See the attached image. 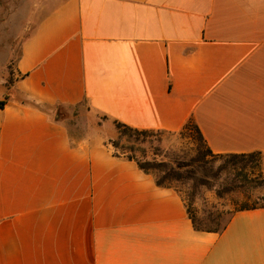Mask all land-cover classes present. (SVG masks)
Returning <instances> with one entry per match:
<instances>
[{"label": "crops", "instance_id": "obj_1", "mask_svg": "<svg viewBox=\"0 0 264 264\" xmlns=\"http://www.w3.org/2000/svg\"><path fill=\"white\" fill-rule=\"evenodd\" d=\"M0 91V264H264V207L197 229L114 121L260 152L264 0H53ZM86 103L76 118L59 109ZM101 114L103 118H101Z\"/></svg>", "mask_w": 264, "mask_h": 264}, {"label": "rangeland", "instance_id": "obj_2", "mask_svg": "<svg viewBox=\"0 0 264 264\" xmlns=\"http://www.w3.org/2000/svg\"><path fill=\"white\" fill-rule=\"evenodd\" d=\"M52 1L0 0V91L10 88L19 77L16 63L22 43ZM88 110L84 102L69 110L59 109L58 113L61 117L69 116L70 129L72 133L78 134L80 130L75 125L76 120L82 114H88ZM149 138L151 142L146 141L141 145L146 148L145 155L149 158L156 156L170 162L190 160L199 151L196 132L190 129L183 128L179 132L155 131ZM137 154L144 155L140 151ZM208 159L210 161L194 162L185 167V170H189L188 177L171 181V185L182 194L192 214L204 218L210 211L219 209L223 212L220 220L224 223L230 217V212L242 202H252L264 196L263 186H256L246 179V176L251 178L261 173L259 164L252 162L246 169H242L239 163H228L225 156L213 159L209 156ZM221 164L225 167L219 170ZM201 180H205V183ZM243 188L250 196L246 195ZM219 191H222V195Z\"/></svg>", "mask_w": 264, "mask_h": 264}, {"label": "trees", "instance_id": "obj_3", "mask_svg": "<svg viewBox=\"0 0 264 264\" xmlns=\"http://www.w3.org/2000/svg\"><path fill=\"white\" fill-rule=\"evenodd\" d=\"M9 95L7 94L4 99H0V107H3L8 101ZM117 136L112 138L110 142L115 148L116 155H124L128 159L135 160L140 168L144 171L154 175L156 183L160 186L173 187L171 181L181 180L184 177H188L189 170H185V167L188 165L194 164V162L200 161H210L208 157H227V162L231 164H241L242 169L250 163H257L261 167V154L260 152H247V153H215L208 145L205 136L203 135L201 129L192 118L189 119L184 125V129H190L196 132V139L198 141V153L195 157H192L190 160H174L170 162L166 159H158L156 156L153 158L147 157L145 154L147 152L146 148L141 146L143 142L149 141L150 136L155 131L153 129H140L138 127L132 126L120 120L114 121ZM140 151L142 156H139L137 152ZM225 166L221 164L219 170ZM192 175V174H191ZM206 179V178H204ZM248 182H254L256 186L264 187V171L261 168V173L257 176L249 178L246 176ZM202 183H205V180ZM208 181V180H207ZM232 189V188H231ZM247 196H250V193L243 188ZM219 194L222 195V191H219ZM185 200V199H184ZM186 202V201H185ZM187 206V204H186ZM264 207V196L255 198L252 202L245 201L241 205L237 206L230 212V217L224 223L220 220L222 211L217 209L215 211H210L204 218L200 217L197 214H192L190 209L187 206L190 218L193 221L194 226L200 230L208 231H222L228 224L231 217L235 212L245 209H255Z\"/></svg>", "mask_w": 264, "mask_h": 264}]
</instances>
